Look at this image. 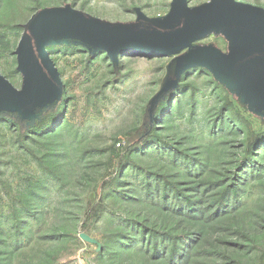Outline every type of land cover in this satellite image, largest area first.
Returning <instances> with one entry per match:
<instances>
[{"label": "rangeland", "instance_id": "obj_1", "mask_svg": "<svg viewBox=\"0 0 264 264\" xmlns=\"http://www.w3.org/2000/svg\"><path fill=\"white\" fill-rule=\"evenodd\" d=\"M264 11V0H232ZM213 0H0V74L35 13L70 7L123 30L176 29ZM55 101L0 110V264H264V104L214 65L242 67L235 31L177 55L102 51L46 32Z\"/></svg>", "mask_w": 264, "mask_h": 264}, {"label": "water", "instance_id": "obj_2", "mask_svg": "<svg viewBox=\"0 0 264 264\" xmlns=\"http://www.w3.org/2000/svg\"><path fill=\"white\" fill-rule=\"evenodd\" d=\"M175 21L176 29L160 32L123 30L109 26L70 7H51L41 10L22 26V37L15 55L21 67L32 74L35 85L27 92L14 88L0 74V110L7 106L25 110L46 106L56 100L60 84L58 75L45 49L46 32L66 31L102 51H134L153 56L170 55L190 47L195 40L215 32L235 31L243 35L250 52L242 67L222 56L188 61L192 68L214 65L221 76L236 85H244L264 104V11L235 5L232 0H213L208 10L200 15L183 12L179 3Z\"/></svg>", "mask_w": 264, "mask_h": 264}, {"label": "trees", "instance_id": "obj_3", "mask_svg": "<svg viewBox=\"0 0 264 264\" xmlns=\"http://www.w3.org/2000/svg\"><path fill=\"white\" fill-rule=\"evenodd\" d=\"M17 30L18 31H20V30L22 31V26L17 27ZM50 53H51V51H50ZM194 68H197V67H194Z\"/></svg>", "mask_w": 264, "mask_h": 264}]
</instances>
